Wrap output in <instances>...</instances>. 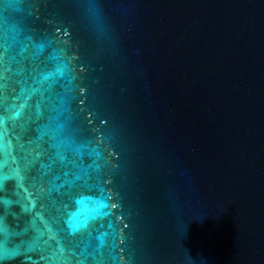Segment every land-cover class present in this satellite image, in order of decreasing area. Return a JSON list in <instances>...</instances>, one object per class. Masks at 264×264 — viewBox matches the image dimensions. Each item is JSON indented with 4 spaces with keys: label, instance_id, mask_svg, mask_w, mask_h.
Segmentation results:
<instances>
[{
    "label": "water",
    "instance_id": "95a60500",
    "mask_svg": "<svg viewBox=\"0 0 264 264\" xmlns=\"http://www.w3.org/2000/svg\"><path fill=\"white\" fill-rule=\"evenodd\" d=\"M0 264H264V0H0Z\"/></svg>",
    "mask_w": 264,
    "mask_h": 264
}]
</instances>
